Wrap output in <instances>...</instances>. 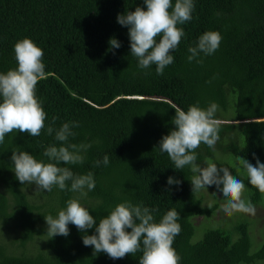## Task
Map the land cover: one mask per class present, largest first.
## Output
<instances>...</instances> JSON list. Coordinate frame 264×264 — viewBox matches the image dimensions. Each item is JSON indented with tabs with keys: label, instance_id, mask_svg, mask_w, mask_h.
<instances>
[{
	"label": "trees",
	"instance_id": "obj_1",
	"mask_svg": "<svg viewBox=\"0 0 264 264\" xmlns=\"http://www.w3.org/2000/svg\"><path fill=\"white\" fill-rule=\"evenodd\" d=\"M193 2L191 21L178 25L185 35L170 53L174 63L157 75L156 65L138 66L131 55L129 27L117 22L118 15L138 6L146 10L144 0H0V72L18 67L14 45L19 40L30 38L41 47L46 78L38 81L36 96L47 113L41 135L14 131L0 145V232L8 231L0 238V264H139L142 252L111 259L103 252L94 255L93 246L83 244L85 234H96L101 218L129 201L158 209L156 222L169 210L180 213L182 230L173 243L180 264H264V243L256 250L252 241V219L235 212L242 216L235 224L233 217L214 223L220 189L209 186L213 202L203 197L204 189L193 193L190 167L177 170L158 147L175 127V109H206L215 103L220 139L214 151L201 143L197 162L228 167L244 182L250 202L261 204L264 194L249 183L235 160L242 156L253 165L257 158L264 163V0ZM210 30L222 36L218 50L201 53L203 63L189 62L188 48ZM113 37L121 47L110 50ZM226 115L241 122H227ZM53 117H58L55 129L78 122L69 142L89 145L81 153L83 164L61 166L76 175L94 174L96 187L80 203L96 226L84 233L70 223L67 237L50 239L45 216L56 217L79 193L22 185L11 157L13 151H27L49 162L43 152L61 143L55 133L47 134ZM105 155L109 164L95 166ZM169 177L181 183L169 185ZM201 216L204 220L198 224ZM205 224L213 227L197 240Z\"/></svg>",
	"mask_w": 264,
	"mask_h": 264
},
{
	"label": "clouds",
	"instance_id": "obj_2",
	"mask_svg": "<svg viewBox=\"0 0 264 264\" xmlns=\"http://www.w3.org/2000/svg\"><path fill=\"white\" fill-rule=\"evenodd\" d=\"M144 2L146 10L138 6L135 11L118 15L117 22L129 27L131 55L138 59V66L147 69L156 65V74L163 75L165 68L174 63L170 53L178 48L185 35L178 25L191 21L195 5L193 0H176L174 5L173 0ZM221 41L219 32H204L197 44L188 48V61L203 63L199 59L200 54H214ZM109 44L110 50L121 47L120 41L114 37ZM14 53L18 67L6 73L0 72V145L5 142L6 134L16 131L37 137L46 127L47 113L36 96L38 81L46 78L44 52L30 38H23L14 45ZM216 112L215 103L206 109L198 105L190 106L187 111L175 109L172 120L175 127L170 134L163 136L159 150L168 155L177 170L190 167L194 173L190 179L193 193L216 185L225 198L221 208L226 214H255L254 206L242 198L246 190L244 182L233 176L228 167H218L210 161L206 162V166H201L197 162L196 149L200 144H206L214 151L220 139L221 121L215 118ZM56 119L58 117H53L52 123L47 125V134L51 136L55 133V140L61 143L59 146L50 145L43 152L49 162L38 161L27 151H13L11 157L16 178L22 185L34 183L38 190L48 192L58 186L61 190L79 193V198L69 199L66 208L61 209L56 217L45 216L48 226L46 233L50 239L57 235L67 237L70 223L84 233L96 226V219L80 203V199L87 197L88 191L96 187L94 174L89 171L76 175L69 167L61 166L62 163L83 164L85 157L81 153L86 152L89 145L69 142L70 137L76 135L73 127H78V122H65L55 129L53 125ZM109 162V156L105 155L103 161H95V166L101 163L107 166ZM239 164L245 170L249 183L264 194V163L257 158L256 165H253L240 156ZM68 182H71L70 189ZM180 183L174 177L168 178L169 185ZM157 211L142 203H120L100 219L95 228L96 234L83 236V244L93 246L94 255L103 252L111 259H122L128 254L142 252L139 264H180L181 257L173 247L175 237L182 230L178 223L180 213L176 209L169 210L156 222L154 213Z\"/></svg>",
	"mask_w": 264,
	"mask_h": 264
},
{
	"label": "rangeland",
	"instance_id": "obj_3",
	"mask_svg": "<svg viewBox=\"0 0 264 264\" xmlns=\"http://www.w3.org/2000/svg\"><path fill=\"white\" fill-rule=\"evenodd\" d=\"M228 115H232V113H227ZM228 115H226L224 118L228 119L227 122H235L236 120H233V118H230ZM225 121V120H224ZM222 156V154H221ZM237 163H239V159L235 160ZM242 173H246L244 169H242ZM246 189V188H245ZM203 197L209 201L213 202L215 201L213 192L211 188L208 187V189H204L202 191ZM242 198L245 200L246 203L250 202V197H249V192L246 189L245 192L243 193ZM219 203V207L217 211L214 213L212 219L213 222L216 224H219L221 220H230V218L233 217L231 220L232 223L235 224L236 221L241 219V215L235 214V212L232 215L226 214L222 208L221 205L225 203V198L223 197V193L220 192L218 193V200H216ZM251 203V202H250ZM252 204V203H251ZM253 205V204H252ZM255 208V214H250V213H243V212H238L242 214L249 222L250 219H252V227H253V237L252 239L253 242H255V249H259L260 246L264 243V196L262 199L261 204L253 205ZM235 214V216H233ZM235 217V218H234ZM197 223H201L204 220V217H197ZM213 226H208V224L203 225L202 227H199L197 231L196 238L197 240H200L204 237L205 232ZM8 234V231L0 232V238L5 237ZM37 248V246H35ZM258 264H263V263H258Z\"/></svg>",
	"mask_w": 264,
	"mask_h": 264
},
{
	"label": "water",
	"instance_id": "obj_4",
	"mask_svg": "<svg viewBox=\"0 0 264 264\" xmlns=\"http://www.w3.org/2000/svg\"><path fill=\"white\" fill-rule=\"evenodd\" d=\"M240 122V121H239Z\"/></svg>",
	"mask_w": 264,
	"mask_h": 264
}]
</instances>
